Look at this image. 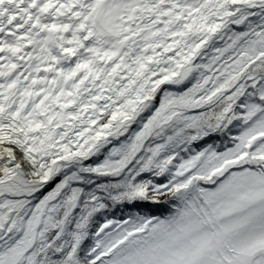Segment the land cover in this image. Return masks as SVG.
Instances as JSON below:
<instances>
[{"label": "snow or ice", "instance_id": "1", "mask_svg": "<svg viewBox=\"0 0 264 264\" xmlns=\"http://www.w3.org/2000/svg\"><path fill=\"white\" fill-rule=\"evenodd\" d=\"M0 264H264V0H0Z\"/></svg>", "mask_w": 264, "mask_h": 264}]
</instances>
